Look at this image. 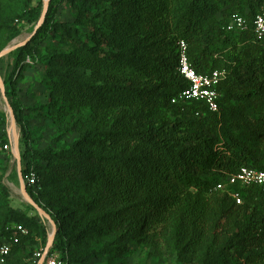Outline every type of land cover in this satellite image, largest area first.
<instances>
[{"label": "trees", "instance_id": "trees-1", "mask_svg": "<svg viewBox=\"0 0 264 264\" xmlns=\"http://www.w3.org/2000/svg\"><path fill=\"white\" fill-rule=\"evenodd\" d=\"M63 2L76 11L75 23L53 22ZM41 12L42 4L35 18ZM261 12L264 0H50L43 25L18 48L24 57L16 64L20 79L37 62L34 51L58 38L67 50L52 53L59 70L46 73L53 106L100 115L76 143L58 152L35 153L23 137V178L33 169L32 186L47 188L50 174L62 191L79 194L56 201L66 209L50 254L76 264L65 231L69 224L79 231L76 242L80 234L90 240L102 232L125 241L176 213L194 247L208 235L220 237V248L203 264H264L262 190L239 183L218 189L243 167L264 171V39L254 33ZM234 14L246 19L245 30L228 31ZM17 19L7 29L9 41L19 34ZM180 41L197 73L226 70L217 89L218 112L203 101L172 103L189 87L178 71ZM17 82L5 85L15 93ZM14 112L20 109L14 106ZM110 114L114 119L108 121ZM230 192L241 195L240 205ZM11 212L3 216L5 224L37 225ZM17 225L0 235V243L10 240ZM41 237L45 249L44 228ZM31 242L28 231L21 235L5 264Z\"/></svg>", "mask_w": 264, "mask_h": 264}, {"label": "rangeland", "instance_id": "rangeland-1", "mask_svg": "<svg viewBox=\"0 0 264 264\" xmlns=\"http://www.w3.org/2000/svg\"><path fill=\"white\" fill-rule=\"evenodd\" d=\"M46 1L48 0H0V29L2 30L0 53L32 37L42 21ZM41 4V15L35 18L34 10ZM48 11L49 6L41 26ZM52 17L53 22L65 25L75 23L76 11L67 2H63L57 7ZM17 18L22 19L19 34L9 41L7 29L11 27L13 20L18 24ZM86 31L87 29H83V32ZM57 39H49L41 48L34 51L33 56L37 62L34 67L25 71L23 79H20L19 70L16 69V64L24 58L19 53V49L0 58V76L4 85L6 80L7 82L18 81L15 93H12V87L9 85H5V91L12 93L9 97L6 96L13 112L14 106L20 109L17 115L14 112L15 132L20 154L24 146V138L27 139L35 153L58 152L61 149L69 148L80 139L81 132L85 131L89 125L94 124L96 118L100 117V115L90 114L88 111L78 112L71 109L67 112L59 106H53L46 73L59 70L52 62V53L54 54L56 50H67V46ZM79 74L77 72V75ZM108 117V121L114 119L112 114ZM52 170L58 171L59 168ZM48 175L51 178L45 179L47 188L42 185H24L26 193L52 219L58 231L57 221L64 217L66 206L57 205L56 201L63 195L71 197L76 193H72L71 190L62 191L63 187L54 182L55 179L52 175ZM21 176L23 175L19 172L15 156L11 113L0 88V235L8 232L12 225L23 224L17 220L4 223L3 216L11 215V211H14L15 215L22 213L25 217L35 219L39 227L31 225L25 228L32 237L31 245L28 243L24 249L22 248L10 263L34 264L36 253L45 246L41 237L42 228L45 229L49 240L54 226L26 199L23 185L20 182ZM51 191L52 193H50ZM86 192L87 190L83 191V193ZM81 195L84 197L83 201H90L87 196ZM73 225L69 224L65 231L71 238L70 253L76 264H203L221 246L220 237L208 235L199 247H194L191 242L187 241L181 219L176 213L170 216L167 223L154 226L144 234L125 241H114L112 236L102 232L101 235L90 240L84 238L86 234H80L81 241L76 242L74 239L79 231H75ZM81 229L83 228L81 227ZM217 233L218 235L223 234L220 230Z\"/></svg>", "mask_w": 264, "mask_h": 264}, {"label": "built area", "instance_id": "built-area-1", "mask_svg": "<svg viewBox=\"0 0 264 264\" xmlns=\"http://www.w3.org/2000/svg\"><path fill=\"white\" fill-rule=\"evenodd\" d=\"M247 27L246 19L239 14L232 16L231 22L228 25V31H243ZM254 33L258 40L264 39V12L259 13L254 20ZM178 71L187 80L189 87L181 92L177 97L173 98L172 103L181 101H203L209 111L218 112V86L226 78V70H215L209 74H199L192 67L189 56L188 46L184 41L179 44V67ZM24 183L35 185L37 175L35 171L30 170L23 178ZM242 184L243 186H258L264 194V171L255 170L252 168L243 167L236 174L230 175L226 184H221L218 189L224 190L227 185ZM230 195L235 199L236 204L242 203V197L239 193L230 192ZM13 234L9 241L0 243V264H5L9 258L12 247L20 240L21 235H26L27 231L21 225L12 228ZM38 264H73L68 257L62 256L59 253L46 252L45 249H40L36 253Z\"/></svg>", "mask_w": 264, "mask_h": 264}, {"label": "water", "instance_id": "water-1", "mask_svg": "<svg viewBox=\"0 0 264 264\" xmlns=\"http://www.w3.org/2000/svg\"><path fill=\"white\" fill-rule=\"evenodd\" d=\"M49 2L50 0L46 1L45 5H44V11H43V14H42V21L44 20V17H45V14L47 12V9H48V6H49ZM42 21L41 23L37 26V29L35 31V33L32 35V37L36 34L37 30L40 28L41 24H42ZM32 37H30L28 40H26L25 42L15 46V47H12L10 49H7L5 51H2L0 53V58L4 57L5 55L11 53L12 51L20 48V47H23L25 45L28 44V42H30V40L32 39ZM0 88H1V91H2V95L6 101V104L8 105L9 107V110H10V113H11V118H12V126L14 128V144H15V156H16V160H17V165H18V169H19V172L22 173V162H21V154H20V147H19V142H18V139L16 137V132H15V126H16V119H15V115H14V112L9 104V101L7 99V96H6V91H5V85H4V82L0 76ZM20 182L21 184L23 185V193L26 197V199H28L31 204L33 205V207L42 215H45V217H47L53 224L54 226V230H53V233L52 235L50 236L49 240H48V243L46 245V252H48L53 244H54V239L56 237V234H57V228H56V225L54 224V222L52 221V219L46 215V213L36 204L33 202V200L30 198V196L26 193V190H25V183L23 181V176L20 177ZM39 264H42V261L39 263Z\"/></svg>", "mask_w": 264, "mask_h": 264}, {"label": "bare ground", "instance_id": "bare-ground-1", "mask_svg": "<svg viewBox=\"0 0 264 264\" xmlns=\"http://www.w3.org/2000/svg\"><path fill=\"white\" fill-rule=\"evenodd\" d=\"M26 200V199H25Z\"/></svg>", "mask_w": 264, "mask_h": 264}]
</instances>
